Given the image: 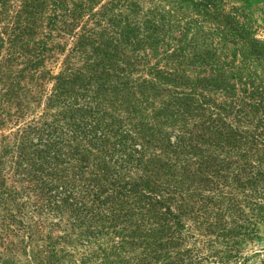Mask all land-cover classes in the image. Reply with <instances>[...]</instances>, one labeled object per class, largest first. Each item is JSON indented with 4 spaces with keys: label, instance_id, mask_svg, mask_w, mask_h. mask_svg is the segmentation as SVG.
<instances>
[{
    "label": "trees",
    "instance_id": "obj_1",
    "mask_svg": "<svg viewBox=\"0 0 264 264\" xmlns=\"http://www.w3.org/2000/svg\"><path fill=\"white\" fill-rule=\"evenodd\" d=\"M64 6L19 0L0 25V259L18 244L33 264H245L236 238L264 222V88L190 77L150 13L116 35ZM56 10L74 28L64 54Z\"/></svg>",
    "mask_w": 264,
    "mask_h": 264
},
{
    "label": "rangeland",
    "instance_id": "obj_2",
    "mask_svg": "<svg viewBox=\"0 0 264 264\" xmlns=\"http://www.w3.org/2000/svg\"><path fill=\"white\" fill-rule=\"evenodd\" d=\"M67 8H77L79 14L77 25L82 21L91 26L96 21V30L107 28L115 34L124 30L127 18L151 14L156 24L164 31L161 43L166 44L167 52L184 55L180 61V67L190 77L200 74L221 75L232 84H236L235 78L251 82L253 87L264 88V0H63ZM132 2V6L128 4ZM19 0H2L4 5L3 15L0 16V25L8 20L18 8ZM62 7V8H64ZM59 13V22H55L54 30L50 32L51 44L60 43L65 49L70 44L71 32L74 28L68 25L71 21ZM51 16L48 2L40 4L34 14L36 36L40 38L49 26L48 17ZM63 20L65 21L63 23ZM77 28V27H76ZM76 30V29H75ZM252 43V44H251ZM152 48V49H151ZM147 51V60L151 63L164 62L162 52L164 47L152 46ZM61 51H56L46 66L59 63ZM232 76V77H231ZM216 100L219 95H212ZM33 113V111H32ZM31 111L26 113V117ZM202 194L210 195V192L202 191ZM250 216L248 208H242ZM185 224L191 225L192 221L185 220ZM249 228L251 225L248 226ZM58 235V231H55ZM245 237L236 238L237 250L241 256H246L245 264H256L261 254L264 253V222L255 223V231ZM212 238L211 235H202L201 239ZM15 241V239H14ZM60 243V241H59ZM32 244V243H30ZM38 244L40 242L38 241ZM16 245V244H15ZM13 255H8V261L0 259V264H33L30 248L17 246ZM182 249L190 247L189 243L182 244ZM67 251V245H62ZM179 247H170L176 252ZM215 249H222V244L214 245ZM201 252L205 254V245ZM255 252H259L256 254ZM64 251L60 254L63 256ZM43 257V252L38 253ZM62 260L69 257L63 256ZM65 262V261H64ZM203 264H220L207 263ZM225 264H229L226 262Z\"/></svg>",
    "mask_w": 264,
    "mask_h": 264
}]
</instances>
